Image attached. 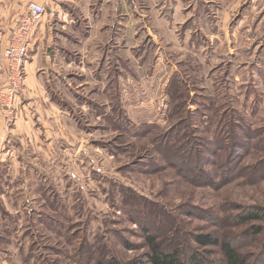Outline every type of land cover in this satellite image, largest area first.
I'll list each match as a JSON object with an SVG mask.
<instances>
[{
	"label": "rangeland",
	"instance_id": "1",
	"mask_svg": "<svg viewBox=\"0 0 264 264\" xmlns=\"http://www.w3.org/2000/svg\"><path fill=\"white\" fill-rule=\"evenodd\" d=\"M206 9L205 16L193 13L188 28L172 23L174 38L144 37L131 68L117 54L123 43L116 54H103L107 62L94 71V80L102 73V84L92 83L93 73L82 67H65L77 82L73 104L55 99L67 113L60 119L61 142L53 140L51 153L5 149L1 182L20 156L17 169L26 177L11 184L25 185L31 197L24 193L18 205L28 206L30 217L35 211L55 221L35 222L31 231V242L40 238L33 254L38 264H92L101 255L148 264L140 223L185 239L217 230L211 226L217 218L221 226L238 209L256 208L263 211L260 221L227 232L240 237L250 225L264 229V0ZM219 9L228 19H218ZM17 20L6 23V41ZM212 24L221 29L217 35ZM108 40L103 44L111 51ZM70 91L61 96L71 99ZM4 109L13 125V103ZM175 154H190L184 156L192 165L179 166ZM23 230H14L16 238ZM259 238L248 241L245 252L264 264Z\"/></svg>",
	"mask_w": 264,
	"mask_h": 264
},
{
	"label": "crops",
	"instance_id": "2",
	"mask_svg": "<svg viewBox=\"0 0 264 264\" xmlns=\"http://www.w3.org/2000/svg\"><path fill=\"white\" fill-rule=\"evenodd\" d=\"M31 2L43 6L46 13L37 21L29 40L28 54L24 61V82L13 99V125L5 122L7 111L0 106V152H5L9 146L15 145L14 149L17 147L24 152L29 148H46L51 153L52 146H57L53 140L56 138L58 143L61 142L60 119L67 113L62 111L63 108L55 99H65L73 104L72 101L76 99V93L72 92L73 85L77 82L75 77H72L73 73L68 74L65 67H82L93 73L90 75L92 83L102 84V81H99V78L103 77L102 73L96 72L94 80V71L102 70L107 62L108 56L103 54H116L119 51V57L129 62L131 68L135 64L134 52L139 49L144 37L156 43L161 37L174 38L172 23L181 28H188L194 21V12L205 16L210 12L206 9L208 5H237L240 0H0V18L4 22V28H0V54L8 45L5 39L7 34L4 35L6 23L27 15V6ZM49 11L54 13L53 18L47 15ZM220 13L219 9L220 21L228 19L226 15L220 17ZM159 25L163 27L161 31L158 30ZM210 29L215 31L213 35L221 31L215 24L210 25ZM108 38H112L114 42L111 51L107 48L105 50L103 44L109 41ZM120 43L123 45L117 51ZM77 55H80L79 61L75 58ZM113 59L119 58L114 56ZM75 62L78 64L75 65ZM84 83L88 84L89 81ZM4 85V63L0 59V90ZM85 88L87 89V86ZM69 90L71 99H67L66 95L61 96ZM8 154L9 151H6L4 158H0V168L7 160ZM18 157L11 161L12 170L4 176V183L1 182L0 174V199L4 207V212L0 209V254L3 255L0 257V264H10L9 260L21 261L22 264L29 261L38 264L40 258L35 259L33 254L35 245L38 249L40 238L37 236V240L31 242L34 237L31 231L38 227L35 222L46 225L47 220L51 224L55 221L35 211L32 212L33 217H30L26 214L30 211L28 206L18 205L19 199L25 198L24 193L28 192L27 195L31 197L28 189L23 191L25 185L19 187L11 184L19 177H22L23 182L26 177L25 173L18 172L16 164L17 160L21 159ZM26 180L28 181V178ZM18 189L22 190L20 196L14 194ZM19 227L24 230L21 231L20 238H16L14 230ZM18 240H21V243L17 244ZM1 245L7 249H3Z\"/></svg>",
	"mask_w": 264,
	"mask_h": 264
},
{
	"label": "trees",
	"instance_id": "3",
	"mask_svg": "<svg viewBox=\"0 0 264 264\" xmlns=\"http://www.w3.org/2000/svg\"><path fill=\"white\" fill-rule=\"evenodd\" d=\"M184 155L190 154L174 155L179 166L192 165L190 156L185 157ZM194 167L197 168V165ZM237 211L236 214L230 216L228 224L222 221L220 226L218 218L215 223H211V226L217 227V230L203 234H191L185 239L174 234L161 236L162 227L152 228L140 223L145 250L141 257L148 264H262V261H251L250 253L245 252V248L248 241L249 243L256 242L260 236H264V229L250 225L243 230L240 237L232 232L228 233L227 229L260 221L263 211L256 208H240ZM221 230L224 234L220 233ZM92 264L121 263L114 257L101 255Z\"/></svg>",
	"mask_w": 264,
	"mask_h": 264
},
{
	"label": "built area",
	"instance_id": "4",
	"mask_svg": "<svg viewBox=\"0 0 264 264\" xmlns=\"http://www.w3.org/2000/svg\"><path fill=\"white\" fill-rule=\"evenodd\" d=\"M46 13L45 8L36 3H29L27 6V15L21 16L13 28L8 45L0 54V59L4 63L5 85L0 90V97L4 107L11 108L14 96L19 92L23 85L25 72L24 61L27 58L29 40L37 21ZM47 15L51 18L54 13L49 11Z\"/></svg>",
	"mask_w": 264,
	"mask_h": 264
}]
</instances>
